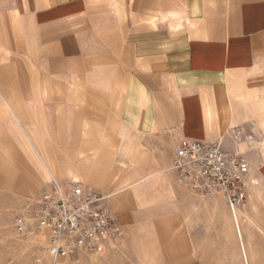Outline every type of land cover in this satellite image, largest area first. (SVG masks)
Segmentation results:
<instances>
[{
	"label": "crops",
	"instance_id": "1",
	"mask_svg": "<svg viewBox=\"0 0 264 264\" xmlns=\"http://www.w3.org/2000/svg\"><path fill=\"white\" fill-rule=\"evenodd\" d=\"M183 137L249 162L236 218L164 172ZM54 174L108 194L144 262H207L188 225L199 202L235 236L245 217L243 264H264V0H0V218L15 234Z\"/></svg>",
	"mask_w": 264,
	"mask_h": 264
},
{
	"label": "built area",
	"instance_id": "2",
	"mask_svg": "<svg viewBox=\"0 0 264 264\" xmlns=\"http://www.w3.org/2000/svg\"><path fill=\"white\" fill-rule=\"evenodd\" d=\"M170 169L193 192L223 197L236 218L249 184V162L219 143L183 137ZM108 194L75 179L54 175L28 200L15 219L19 235H42L36 263H57L83 253H103L120 242L122 225L107 205Z\"/></svg>",
	"mask_w": 264,
	"mask_h": 264
},
{
	"label": "rangeland",
	"instance_id": "3",
	"mask_svg": "<svg viewBox=\"0 0 264 264\" xmlns=\"http://www.w3.org/2000/svg\"><path fill=\"white\" fill-rule=\"evenodd\" d=\"M89 135H86L88 137ZM111 136V135H109ZM84 154V153H83ZM84 156H87L84 154ZM169 167L166 171L169 172ZM58 178L61 177L54 174ZM91 186L94 184L84 177L75 174ZM110 192V191H109ZM111 193V192H110ZM192 195V194H191ZM203 205L207 198L192 195ZM259 197H255L253 207L259 210ZM192 207L188 214V225L196 246L203 250L208 258L205 264H243L242 254L246 255L245 240L242 225L245 217L238 216L239 230L235 225L236 236L230 230L228 220L221 211L206 212L199 206ZM235 224V223H234ZM238 239H237V238ZM239 240V242H238ZM240 243V247H239ZM242 251V254H241ZM40 253L39 247L28 243L21 236L14 233L11 222L0 218V264H39L35 258ZM40 264H151L144 262L133 242L121 237L120 242L103 253H83L73 258L63 259L57 263L45 260ZM176 264V263H175ZM178 264V263H177Z\"/></svg>",
	"mask_w": 264,
	"mask_h": 264
}]
</instances>
